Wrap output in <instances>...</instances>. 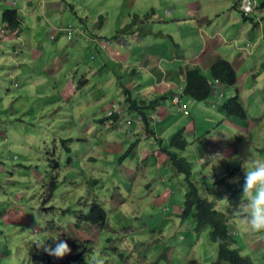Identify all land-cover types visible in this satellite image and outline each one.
Instances as JSON below:
<instances>
[{"label":"rangeland","instance_id":"rangeland-1","mask_svg":"<svg viewBox=\"0 0 264 264\" xmlns=\"http://www.w3.org/2000/svg\"><path fill=\"white\" fill-rule=\"evenodd\" d=\"M89 1L93 7L99 3L109 2ZM184 1L135 0V5L139 6L142 12L138 14L131 11L130 14H135L140 19L151 20V6L156 9L160 6L167 7L168 4H177L180 10ZM187 1H191L193 5L200 3L202 8L205 3V0ZM84 2L77 0L74 3L82 6ZM212 2H214L211 6L215 8V14L211 19L216 22L217 15L223 16L221 5L225 0H212ZM135 5L133 7L129 5V9L136 7ZM111 10L109 9L107 13L114 15ZM159 13L166 22L163 12L159 11ZM78 17L73 15V19L77 20L76 25L80 26ZM106 19L107 17H103L101 21L105 23ZM2 22L3 11L0 13V28L4 29H1L0 33L4 34L6 25L2 26ZM241 22L247 23L251 31H262L252 34V37H258L257 46L251 51L253 55L245 60L234 61L239 69L238 75L249 74L245 84L242 85L243 98L241 99L238 94L235 95L246 112L245 119L235 116L241 121L242 130L236 131L234 141L229 145L223 138L222 147H219L216 130L221 118L217 115L223 104L234 97V91L232 93L228 91L231 90V86L226 84L219 85L218 94L208 96L204 101L193 100L181 95V91L177 90L176 93L187 103L185 105L187 113L184 114L180 106L178 110L180 112L172 108L174 121L171 122V126L185 127L190 131L188 127L190 124L197 125L195 132L191 133L193 135L186 134L187 139L192 142L190 147L180 153L191 163V179L198 191L203 196L209 192L208 197L218 203L228 216L229 227L234 232V237L239 239L238 245L235 246L240 247L239 252L249 257L254 264H264V234L245 231L239 215L236 214L244 207L243 193L239 199L231 198L229 201L232 192H228L225 182L220 186L214 181V178L225 175L226 170L230 168L236 171L226 180L234 184L238 177L239 183H243L244 173L240 161L235 158L250 155L248 152L250 146L256 158L264 159V5L260 10L251 13L248 19L241 18ZM256 23H262V26L255 29ZM81 25L83 26L84 23ZM161 25L162 30L166 29L163 27L167 24ZM70 28L69 26L66 29L70 30ZM66 29L62 30L66 31ZM11 46L15 47L12 44ZM12 51L11 48L9 53ZM97 55V52L92 51L87 56L93 60L92 57L95 56L97 59ZM7 69L8 67H2L0 73V118H2V122L0 121V264H35L33 255L44 252L36 243L43 241L53 247L57 238L66 241L69 246L76 241L78 247L74 255L79 254L76 264H85V256L88 254V258L99 254L103 257L104 264H212L215 262L217 244L210 239L209 228L196 231L194 218L190 212L183 215L175 211V206L176 209L177 206L183 208V198L187 190L185 176L175 172L169 164L146 171L145 165L134 166L127 163L133 158L130 152L126 154L132 139L125 129L130 124L129 120L133 119L134 113L125 110V107L130 106L131 101H123L121 95L127 97L129 93L111 91L104 96L105 99L99 101V92L103 90L93 85L90 86L91 91L88 92L89 88H86L79 93L85 94V98L88 97L91 104L72 109V100L65 103L64 99L46 87V92L43 93L39 87L36 95L32 90L22 93L25 88L24 76L29 70L14 69L18 73L6 77ZM80 77L78 75L79 80ZM33 78L35 77L31 75L30 79ZM90 78L94 81L98 77ZM124 79H127V82L131 80L130 76H124ZM123 86L129 90L131 100L142 107L145 101L137 98L135 90L131 88L133 86ZM93 97L94 103H92ZM162 100L169 105L167 109L173 107L169 99ZM110 102L113 105L110 112L118 113L123 109L119 114L120 118L111 120V124L105 122L102 126V121L101 124H97L96 129L88 128L87 120L79 117V114L90 116L92 112L97 114L105 112L103 107H107ZM141 110L145 111L140 108ZM16 111L19 115L14 117L12 113ZM142 121L144 132L147 135L154 134V128L151 127L153 124L147 128L148 118H142ZM234 125H237L236 122ZM223 126L231 130L230 127ZM192 128L194 130L193 126ZM107 131L115 134L108 135ZM175 132L176 130L167 132L169 137L161 149L169 146V139ZM97 133H104L106 136L94 139L92 136ZM210 139L218 148L211 147ZM136 141L137 139L133 142ZM101 143L104 144L103 146L113 144L114 149L122 146V151L108 153L103 147L98 146ZM135 146L137 143L134 144ZM139 150L144 151L145 147H140ZM210 152L215 154L210 156ZM199 155L202 156L200 160H198ZM158 160H160L159 156ZM151 161L153 163V157ZM154 164L156 165L157 162ZM144 175L147 176V180ZM163 178L164 182H162ZM223 180L226 181L224 178ZM52 181L55 188L52 195L46 198ZM155 181L160 183L155 185L157 183ZM148 183L151 187H146ZM160 187L159 192L166 190L169 196L157 201L155 197L157 191L154 190ZM212 195L217 199L227 197L229 204L217 201ZM94 203L105 211L103 227L81 223L80 227L75 225L76 218L88 213ZM239 205L240 208L234 213V209ZM19 209L23 210L25 223L6 225L1 215L5 211L12 214Z\"/></svg>","mask_w":264,"mask_h":264},{"label":"crops","instance_id":"crops-1","mask_svg":"<svg viewBox=\"0 0 264 264\" xmlns=\"http://www.w3.org/2000/svg\"><path fill=\"white\" fill-rule=\"evenodd\" d=\"M76 1L1 0L0 13L5 9L16 10L20 25L12 32L5 27L6 33H0V73L2 67H8L6 77L18 73L14 69L23 68L26 71L28 69L24 76L25 88L22 93L32 90V93L36 95L39 87L42 93L46 92L47 88L64 99L65 103L72 100V109L91 104L90 99L85 98V94H79L86 88H89L88 92L91 91L90 86L94 85L103 90L99 92V101L111 91L129 93L127 97L121 95V99L130 101V92L123 85L127 87L132 85L131 88L135 90L137 98L145 101L143 105L148 104L149 108L145 109L144 113L149 120L147 128L153 124L151 127L154 128V134L147 135L144 132L141 126L142 116L138 111L129 109V105L125 107L126 111L130 110L134 113L133 115L129 113L134 116L133 119H126L130 124L125 131L129 132L132 139L129 147L137 139V146H133L134 151H130L133 158L127 163L134 166L145 165L146 171L150 168L159 169L163 164H168L166 155L161 150V146H164L165 140L169 137L167 132L183 129L185 135H193L191 133L197 129L195 123L188 126L190 131L185 127L171 126V122L174 121L172 110L180 112L179 106L185 108L187 105L181 97L179 105L172 102V96L177 94L176 91L179 90L181 93L183 91L184 73L187 70L198 69L208 76L209 67L216 59H226L232 64L236 74V81L231 85L232 91L230 89L228 91L229 93L234 91V96L238 94L241 99L243 98L242 85L245 84L249 74L238 75L239 69L234 61L245 60L253 55L251 51L257 46L258 37L254 38L252 34L255 35L256 31L261 30L251 31L247 23L241 22V18L246 19L240 10L241 0H225V3L221 5L223 16L217 15L216 22L211 19V16L215 14V8L211 6L214 3L212 0H205L203 8L200 3L193 5L187 0L182 3L180 10L177 4H168L167 7L160 6L156 9L151 6V20L156 25L151 20L140 19L139 16L130 14L131 11L138 14L142 12L139 6L135 5V0H129L130 3L128 0H107L108 4L99 3L94 7L89 0H84L82 6L74 3ZM129 5L136 7L130 10ZM263 5L264 0H256L254 11L260 10ZM106 8L112 9L111 12L114 15L107 13ZM159 11L163 12L166 22L162 20L163 16ZM73 15L79 16L80 26L76 25L77 20L73 19ZM103 17H107L105 23L101 21ZM133 20L136 21L133 22ZM140 21H144L143 24ZM81 23L84 25L82 26ZM161 24H167L163 27L166 29L162 30ZM1 25L6 24L3 21ZM69 26L71 28L67 30ZM261 26L262 23L254 25L255 29ZM59 27L66 29L67 32L58 29ZM1 29L4 28L1 27ZM11 44L15 47L13 48ZM11 48L13 51L9 53ZM92 51L97 52V59L95 56L92 57L93 60L88 58L87 55ZM230 56L234 57L229 58ZM31 75L35 78L30 79ZM78 75L81 76L80 80ZM124 76H130L131 80L127 82ZM90 77L98 78L92 81ZM164 98L169 99L173 107L167 109L169 105L162 100ZM94 101L93 97L92 103ZM111 106L113 105L110 102L107 107H103L105 112L100 114L92 112L90 116L79 114V117L87 120L88 128L96 129L97 124H101L102 121V126L105 122L111 124V120L119 119V114L123 111V109L118 113L111 111L113 113L111 114ZM221 111L223 110L221 109L217 115L221 121L216 130L219 147H222L223 138L229 145L234 141L236 131L242 130L240 128L242 123L238 118ZM13 113L14 117L19 115L17 111ZM234 122L237 125H234ZM223 125L230 127L231 130ZM86 131L88 133V130ZM107 132L108 135L115 134V132ZM106 134L97 133L92 137L105 138ZM103 145L101 143L98 146L103 147V150L108 153L122 151V146L114 149L113 144ZM210 145L214 147L213 149L218 148L212 139H210ZM140 147H145V150L140 151ZM212 154L215 152H210V156ZM158 156L160 160L157 161ZM151 157H153V163ZM201 158L202 156L199 155L198 160ZM154 162L157 164L155 165ZM201 162L203 163L202 160ZM145 179L147 180V176ZM155 182H157L155 185L160 183ZM146 187L151 185L148 183ZM160 189L161 187L154 190L157 191L155 194L157 201L169 196L168 191L162 190L160 193ZM165 193L168 195H164ZM177 207L176 209L175 206V211L180 213L182 207ZM22 212V209L12 214L5 211L1 219L6 225L25 223Z\"/></svg>","mask_w":264,"mask_h":264},{"label":"trees","instance_id":"trees-1","mask_svg":"<svg viewBox=\"0 0 264 264\" xmlns=\"http://www.w3.org/2000/svg\"><path fill=\"white\" fill-rule=\"evenodd\" d=\"M3 21L9 30L17 29L20 25L19 16L17 15L16 10H4ZM184 79L185 84L182 91L183 95L196 101H204L210 96L212 80L216 79L221 84L231 86L236 81V74L229 61L218 58L210 65L208 76L201 73L198 69H189L184 73ZM130 101L131 104L129 109L138 111L142 118L146 119L144 111H140V108L147 110L149 107L147 105L139 107L135 104L136 102L134 100ZM152 103H154V101H152ZM221 109L227 115L245 119V109L237 96L229 98L223 104ZM191 143L192 142L189 141L184 134L183 129H179L171 135L169 146L161 149L166 155L168 164L175 170V172L184 175L187 181V190L184 194L181 213L183 215H186L189 212L192 214L196 231H200L203 228H209L210 239L217 244L216 260L212 264H254L249 257L242 255L236 247H234L235 244H238V240L230 230L228 216L221 210L218 203L208 197L209 192L203 196L198 191L194 181H192L191 163L180 154L181 152H184L186 148L188 149ZM134 144H136V142L133 143L126 154L130 152ZM235 171V169L233 170L229 168L226 170L225 175L214 178L217 185L221 186V184L225 182L226 188L229 190L228 192H232L229 201L231 198L234 200L239 199L242 194L243 183L231 184L226 180L232 176ZM223 178L226 181H224ZM54 188V182L52 181L46 198H49L52 195ZM104 220V209L97 203H94L90 206L88 213L81 214L80 217L76 218L74 224L78 227H80L81 224H93L103 227ZM69 247L71 248V254L65 256L63 259H57L43 252L41 254H34L32 257L33 262L35 264H76L79 259V254L74 255V253L77 250L76 248L78 247V244L74 241L73 245L71 244Z\"/></svg>","mask_w":264,"mask_h":264},{"label":"clouds","instance_id":"clouds-1","mask_svg":"<svg viewBox=\"0 0 264 264\" xmlns=\"http://www.w3.org/2000/svg\"><path fill=\"white\" fill-rule=\"evenodd\" d=\"M249 1L251 3L252 10L247 14H245L242 11L241 9L242 0L240 1V10H241L243 17H245L246 19L249 17L251 13L254 12L255 5H256V0L254 1L249 0ZM214 80H212L211 87L213 85ZM219 85H221L220 82H219ZM180 97L181 96L179 95V98ZM179 102H180V99H179ZM181 108L183 107H180V109ZM186 113H187V110H186ZM248 152L250 153V155H248L247 157H244V158L236 157L235 158V159L238 158V160L240 161L241 169L244 173V181H243V186H242V193H243L242 198H244L245 200L243 209L240 210L236 214L239 215V218L241 220V223L245 231L264 234V159H258L252 154V146L249 147ZM234 182L239 183V178L237 177ZM213 197L219 202H224V203L229 204L227 197H224L223 199H217L215 196ZM239 208H240V205L238 208L234 209V213ZM232 233L234 234L233 231ZM54 243H55V247L47 245L43 241H38L36 245L40 249H42L47 255L53 256L57 259H63L65 256H68L71 254V248L69 247L66 241L60 240L59 238H57L56 240H54ZM236 245L238 244H235L234 247ZM236 249L240 251V249L238 248ZM88 257H89V254L85 256V264H104V259L99 254L91 256L90 258Z\"/></svg>","mask_w":264,"mask_h":264},{"label":"built area","instance_id":"built-area-1","mask_svg":"<svg viewBox=\"0 0 264 264\" xmlns=\"http://www.w3.org/2000/svg\"><path fill=\"white\" fill-rule=\"evenodd\" d=\"M241 9L242 11L247 14L249 13L251 10H252V7H251V3L249 0H242L241 2ZM218 89H219V81L218 80H214L213 82V85L210 89V94L211 96L212 95H217L218 94ZM179 95H174L173 98H172V102L175 103V104H178L179 103ZM183 110V113L186 114V110L184 108H181Z\"/></svg>","mask_w":264,"mask_h":264}]
</instances>
